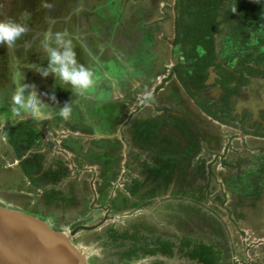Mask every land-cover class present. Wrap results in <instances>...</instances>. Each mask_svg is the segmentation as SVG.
Wrapping results in <instances>:
<instances>
[{
  "label": "rangeland",
  "instance_id": "1",
  "mask_svg": "<svg viewBox=\"0 0 264 264\" xmlns=\"http://www.w3.org/2000/svg\"><path fill=\"white\" fill-rule=\"evenodd\" d=\"M15 1L13 7L10 1L0 0V20L17 21L25 25L27 31L12 48L7 47V65L1 68L4 75L0 73L2 75L0 98L7 93L11 94L13 86L10 82V65L19 62L21 70L28 78L26 83L36 84L40 93L49 95L54 93L56 102L61 107L67 101L75 106L79 105V110L72 108L70 118L65 120L58 115L59 106L52 105L47 114L39 120L25 117L15 121H2L10 117V111L0 99V135H6L7 139L8 130L13 126L24 128V131L30 130L31 126L39 130V138L36 140L38 144L25 150L23 146L26 139H20L22 147L17 155L13 154L6 139L0 140V206L36 216L60 232L69 233L78 228L75 245L84 249L88 263L105 264L107 250L95 240L96 235L105 228H122L133 221L145 220L156 230L163 231L165 222L173 224L178 218L185 220L182 213L168 206L180 202L169 196L183 181V170L178 166L167 188H164L162 183L156 187L153 181L148 180L135 196H130L126 189L133 178L138 180L144 178L140 164L143 161L150 164L151 157L158 152L156 149L160 148L159 145L166 144L171 147L173 145L179 153L187 144L180 134L165 128L151 149L144 151L131 139L130 130L136 119L159 114L163 116L162 112L157 115L151 108L148 110L137 105L141 103L137 98L142 96L141 93L149 92L156 73L163 72L165 75L170 65L176 62L170 48H164L165 44L169 43L167 39L162 38L163 45L157 44V50L154 49L156 46L153 41L148 40L158 28L165 37L170 36L168 22L172 16V11L170 12L172 7L164 6L161 9L159 18L162 17L163 20L145 26L143 23L146 19L148 22L150 20L148 16L156 13V2L153 0H14V3ZM6 4L8 5L5 6ZM44 4L50 5V8H45ZM118 24L122 25L120 30L129 33L116 32L113 25ZM56 32L64 33L72 39L78 63L94 71L97 82L91 93L73 94L70 90L56 86L51 74L47 78H42L37 72L28 71L32 64L47 66L46 53L40 46L45 40V34L51 36ZM146 36L148 38L144 39ZM118 37H124L121 43L129 55L123 56L119 53ZM124 64L130 65L131 70ZM163 65H166V68H163ZM116 67L120 68L119 71ZM122 72L123 80L126 75L128 80L137 75L141 78L136 82L132 81L130 87L125 84L126 81L121 82ZM166 83L163 84L162 93H155L154 101L157 106L167 107L168 116H186L197 124L200 131L197 142L199 152L186 169V178H189L193 185L190 190L195 197L205 196L200 201L201 212L212 215L223 228L227 225L223 223L227 222L226 215L216 207L214 199L225 194V198L230 200L231 192L238 188L235 185L236 181L241 183L245 180V171L244 166L224 167L220 161L225 159L239 163L242 150L258 154L256 148L259 144L256 142L244 144L238 132L203 117L184 96V92L174 79ZM134 86L137 90L132 92L131 88ZM112 88L115 91L114 98L110 96ZM41 98L49 104L52 103L46 96ZM138 107L141 109L137 111ZM134 110L136 112H133ZM129 112L133 113L129 116ZM126 119L128 122L122 125ZM35 151L41 157L38 162L40 169L66 171L65 177L55 190L69 195L73 199V204L55 206L53 203H43L42 190L35 188L23 176L20 169L22 160L19 161V155L26 158ZM165 154L168 155L167 152ZM106 159L110 161L107 164L103 163ZM202 162L204 177L196 174V166ZM199 185L202 187L201 190L198 189ZM153 189L158 195L150 203H145L148 199L143 195ZM163 189H166V192L163 193ZM188 202H191V199L183 200V203ZM97 206L103 208L108 206L106 220L103 218L104 209ZM250 214L254 216L253 210ZM183 225L184 227L179 230L180 234L191 230L188 222ZM79 226L94 227L80 230ZM234 232L232 228L227 230V242L235 240ZM263 242L264 240L258 241L251 236H242L238 240L242 250L238 254L234 246L235 254L232 261L236 258L239 261H248L245 244H249L252 250L249 251L248 264H257L255 260L259 259L261 254L264 256V248L262 249L261 245ZM157 258L159 257H145L134 264H152ZM158 260L166 264H191L178 257Z\"/></svg>",
  "mask_w": 264,
  "mask_h": 264
},
{
  "label": "trees",
  "instance_id": "2",
  "mask_svg": "<svg viewBox=\"0 0 264 264\" xmlns=\"http://www.w3.org/2000/svg\"><path fill=\"white\" fill-rule=\"evenodd\" d=\"M242 1L244 0H176L181 17L175 21L176 35L173 44L182 43L183 61L190 68L193 67L192 69L195 72L189 74L186 72L187 68L181 70L180 65L173 67L172 72H177V78L183 83L185 90L191 96H194V92L189 89L190 86L201 89L207 77V69L214 66L219 75L217 82L226 91L223 98L226 106L210 110L206 104L197 98L195 101L207 116L225 125L231 119H224L223 115H229L232 109L228 100L232 92L236 93L241 85L247 84L250 77L264 76V50L260 49V44H264V4L262 6L259 4L254 5L251 8L247 5L240 7L239 4ZM234 5L238 7L236 12H229V9ZM253 32L258 33L256 41L250 38ZM225 33L230 41L229 54L225 60L222 58L216 64L215 60L218 58V53L215 48V38ZM197 47H200L203 51L200 56ZM233 59L236 60V66L231 69L226 67V62L228 63ZM259 65H262L261 71ZM179 70L180 73H178ZM244 74L249 78H246ZM232 82L234 83L233 86H231ZM229 89H233V91ZM161 124V118L145 119L142 122L135 123V136L142 142V147L147 148L156 139ZM164 124L175 126L183 137L188 140V145L176 157L167 155L163 158H155L150 164L143 161L140 165L142 174L144 173L145 177L142 180L133 179L126 189L130 196H135L139 193L141 186L148 180L153 181L156 187H159V184L162 183L164 184L163 187L167 188L178 166L179 169L183 170V181L177 185L178 189L172 191L170 196L171 199L180 202L168 206L170 209H176V211L182 213L185 220H179L178 218L173 224L167 221L163 231L156 230L144 220L133 221L121 229L105 228L95 238L96 242L100 243L104 250H107L105 264H134L145 257L156 255L166 259L178 257L191 264H229L227 238L224 230L216 218L201 212L200 201L205 196L195 197L190 190L193 185L189 178H186V169L190 165L192 154L196 152L197 134L189 127L187 120H167ZM256 135L264 137V133L259 131L256 132ZM38 138L37 134L29 135L26 138L25 146H23L24 149L36 145L35 141ZM20 144L21 141L19 143L17 137L11 141V145L17 153L22 147V144ZM260 152H264V147L260 149ZM40 158L39 155L35 157L36 165ZM256 159L258 162L254 164L257 168L251 171V175H254L253 188L248 191V195L253 200H256L260 195L261 188L258 185L264 183V155L256 157ZM238 160L239 163H234V161L223 159L221 163L224 167H235L241 165L242 160ZM109 162L106 159L103 163L107 164ZM37 166L33 167L29 162L23 165L26 177L35 188L43 189L46 204L56 203L57 205L60 192L56 191L54 187L65 177L66 171L52 169L45 173L44 178L47 181L51 180L50 183L52 184L50 188L45 190V183H41L40 179L33 177L32 170L38 169ZM196 174L204 177L203 162L196 166ZM224 180L227 182L226 179ZM240 184L236 181L235 185L238 188H234L231 192L230 202L226 205H224L227 200L225 194L216 196L214 199L218 206L223 209L225 215L235 224L240 223L245 218L243 208L247 194L244 191L246 189L242 188ZM198 189L201 190L202 187L199 185ZM164 192H166V189H163ZM145 195L147 199H152L158 193L153 189L150 194ZM186 198L191 199V202L183 203V200H187ZM60 199L61 202L67 201L73 204L72 198L62 197ZM186 222L189 223V228L193 231L189 230L185 234H180L179 230L184 227L183 224ZM171 227L172 229H170ZM200 231H205V233L201 234ZM152 264L166 263L155 261Z\"/></svg>",
  "mask_w": 264,
  "mask_h": 264
},
{
  "label": "flooded vegetation",
  "instance_id": "3",
  "mask_svg": "<svg viewBox=\"0 0 264 264\" xmlns=\"http://www.w3.org/2000/svg\"><path fill=\"white\" fill-rule=\"evenodd\" d=\"M6 1H10L11 6H13V7L16 4V1L14 3V0H6ZM7 5L8 4H6L5 6H7ZM245 5H247L251 8L254 5H258V3H255L254 1L244 0V1L240 2V4H239L240 7H244ZM259 5L262 6V4H259ZM237 9H238V7H236V10ZM173 25H174L173 37H172L171 41L169 42V45L171 46V51L173 54L172 57H175L176 62H175V64L170 65L167 74L162 78L161 82L158 83L157 86H155L152 89L151 93H152L153 97H154L155 93H158V92L162 93V91H164V86H163L164 83H166L167 81L169 82L170 79H174L175 82L180 86L182 92H184V96L188 98V101L191 103L192 106H194L198 109V111L200 112V114L203 117L212 121L213 123H216L220 126H224L228 129H231V130H234L235 132H238L239 137H240V139H243L244 144H246L247 142H249V143L256 142L259 144L258 147L256 148V150L259 151L258 154L253 153V152L248 153V151H244V150H242L240 153L241 160H242L241 166L242 167L244 166L243 168L245 171V180L241 181V186H242V188L246 189L244 191L247 194L246 199L244 201L245 206L243 208V213L245 214V218L240 223L235 224L226 215V220L228 223L223 222L224 224L225 223L227 224L226 226L223 227L225 235H227V230L230 228H232L233 231H235L234 232L235 233V237H234L235 240H233L231 242H227V250H228V256H229L228 263L229 264H234V263H236V264H248L250 258L246 262L245 261H239L237 258H236V260L232 261L231 256L233 255L232 252L235 254L234 246L236 247V253L239 254L241 252L242 249L238 245V240H239V238H242V236H247V237L251 236V237H254V239H256L258 241L264 240V183L258 185L261 188V190H260V195L256 198V200H253L252 197H250L248 195V191L251 188H253L252 183H253L254 175H251V171H252V169L255 170L257 168V166L255 165V164H257L256 162H258L256 157L264 155V152H260V149L262 147H264V137H260V136L256 135V132H258V131L261 133H264V76H256V77H250L249 78L248 76H246L244 74V76L246 78H249V82L247 84L241 85L239 87V90L236 93L232 92V94L228 98V100L230 101V105H231L232 109L230 110V114L229 115L228 114L223 115V118L224 119H230L231 118L229 123L227 125H225V124H221L220 122L212 119L211 117L207 116L200 109L199 105L196 103L195 100L197 98L199 101L206 104V106L210 110H213L215 108H221V107L226 106L225 103L223 102V98L226 95V91L222 88L221 84L219 82H217L219 80V75L217 73V70H215L214 66H210L207 69V77L204 81V86L201 89H196V88L190 86L189 89H190V91L194 92V96H191L190 93L187 90H185V88L183 87V83L181 81H179V79L177 78V72L173 73L172 68L177 66V65H180L182 67L181 70H184L187 68L186 72L189 74H191L195 71L192 69L193 67L190 68L189 66H187L188 64L183 61L182 43H177L176 45L173 44V40H174L175 35H176L175 34L176 33L175 32V21H174ZM250 38L253 41H256L258 38V33L253 32L250 35ZM228 47H230V41L228 40L226 33L222 34L220 36H217L215 38V48H216V52L218 53V58L215 60L216 64L218 62H220L222 58L225 60L226 56L229 54ZM260 49L264 50V44H260ZM6 50H7L6 46L0 45V73H1V68H3L4 66L7 65V63H6V59H7ZM197 52H198L199 56L203 54V51L200 47H197ZM235 66H236V60H234V59L228 63L226 62V67H228L230 69L235 67ZM259 67H260L259 69L261 71L262 65H259ZM178 73H180V70L178 71ZM1 74L4 75V73H1ZM1 74H0V79L2 76ZM182 74H183V71H182ZM109 80H110V77H109ZM1 82H2V79H1ZM126 83L131 87V82L127 78H126ZM233 84L234 83L232 82L231 86H233ZM131 89H132V91H134L133 88H131ZM229 90L233 91V89H229ZM149 91H150V89H149ZM228 91H227V93H228ZM231 91H230V93H231ZM111 92H112V95H111ZM114 93H115L114 89L113 88L110 89V96L113 98H114ZM10 95L7 93L4 95V97L0 98L3 100V104L7 107H9ZM137 101H139V96L137 98ZM76 102L77 101H75V103ZM71 104H72V108H74L73 110H76L77 108L79 110V105L75 106L73 103H71ZM141 104H142L141 106H143L144 109L147 108L149 110L151 108V110L153 112H162L163 116H161V115L159 116L158 113H156L158 116H154V117L147 116L146 118L134 120V122L131 125V129H130L131 134H132L131 139L134 142H137L140 150L145 151V150L151 149V146L154 144L155 140L158 138V135L165 128L172 129L176 133L180 134L183 139H185L183 137L182 133L179 132L175 126H173L172 124H169V125L164 124V122L167 120H187L189 122V127L193 130L194 133L197 134L196 135V143L198 142V138L200 136V131H199L197 124L194 123L190 118H187L186 116H180V117L172 116V115L168 116L166 113V110H167L166 106H164L161 111H158V110H156L158 107L157 105L156 106H154L153 104H147L146 105L142 102H141ZM245 104H247V105H245ZM149 105H152L153 107H150ZM136 109L138 111L141 109V107H138ZM121 111L123 112L124 110H121ZM133 112H136V111L134 110ZM133 112H129V116ZM154 118H161V122H162V124L160 125L161 127L158 130V135H157L156 139L154 141H152V143L147 148H145V146L142 147L143 146L142 142L140 141V139L138 137L135 136V123L136 122H142L145 119H154ZM17 119H20V118H17ZM2 121H6V119H3ZM127 122H128V119L123 121L122 125L126 124ZM29 129L30 130L24 131V128H17L15 126L9 128L6 143L10 147V149L12 150L14 155H17L18 153L15 151V149L11 145V141L13 140V138L17 137V139L19 140V143H20V139H23V138L26 139L29 135L37 134L39 136V130L38 129H35L33 126H31ZM53 132H55V130H53ZM61 138L66 139L67 137H61ZM185 140H186V143H187L186 146H187L188 140L187 139H185ZM159 146H160V148L156 149V150H158V152L154 156L151 157V162H153V160L155 158L166 157L165 152H167L168 155H172V156L176 157L179 154H181L183 151V150H181L179 153H177V151L173 147V145H172V147L170 145H169L170 147L166 146V144H161ZM251 150H254V149H251ZM149 151H151V150H149ZM32 152H34V151H32ZM198 152H199V145L197 143L196 152L192 154L190 162L196 156V154ZM162 154H164V156H161ZM37 156H38V153L35 151V153H32L31 155L28 154L26 158L22 157V156L19 157V161L22 160L20 169L23 173V176L27 180H28V178L26 177L25 172L23 170V165H25L27 162H29L33 167L39 165L38 163H37V165L35 163V157H37ZM221 161H220V164L222 166ZM37 167H38V169L32 170L33 177L40 179L41 183H45L44 188L46 190V189H48L47 187L50 188L52 186V184L50 183L51 180L47 181L44 178V174L47 173L49 170H52V169H47V170L43 169L42 170L39 168V166H37ZM143 175L145 177L144 173H143ZM261 175H263V174H261ZM133 179H135V178H133ZM61 180H63V178ZM61 180L55 185V187L61 182ZM37 189L42 190V192H43L42 194L44 197L43 203H45V195H44L43 189L42 188H37ZM56 191L60 192L57 205L62 204V206H64V205L70 204L67 201L61 202V199H60L62 197H66V199H69L70 198L69 195L62 193L60 190H56ZM146 194H150V192H148ZM166 195H169V194H166ZM143 197L145 199L147 198L146 195H143ZM152 199L148 198L147 202H145V203H150V201ZM229 202H230V200H226L224 205H226ZM214 203H215L216 207L218 209H220V211L222 213H224L223 209L220 206H218V204L216 202H214ZM57 205L55 203V206H57ZM107 207L103 208L102 206H97V208H100V209L103 208L104 209V213H105V216L103 217L104 220H106V218H108L109 208H107ZM252 210L254 212V216H252L250 214L252 212ZM91 227H94V226H91ZM164 227H166V222L164 224ZM113 228L118 229L115 227H113ZM119 229H121V228H119ZM261 245H263V247H262V249H263L264 248V242L261 243ZM261 245H259V246H261ZM249 246H250L249 244H245V247H246L245 250H246L247 254L249 253L250 250H252V249H250ZM251 248H253V247H251ZM253 252L254 251H251V253H253ZM156 257H159L156 259L157 261H162V260H158V259L164 258V257L159 256V255H156ZM255 261H257V264H264V256H262V254H261L260 258L255 260Z\"/></svg>",
  "mask_w": 264,
  "mask_h": 264
},
{
  "label": "clouds",
  "instance_id": "4",
  "mask_svg": "<svg viewBox=\"0 0 264 264\" xmlns=\"http://www.w3.org/2000/svg\"><path fill=\"white\" fill-rule=\"evenodd\" d=\"M254 2L264 4V0H254ZM44 7L50 8V5L44 4ZM229 11L235 13L236 5L230 8ZM26 31V26L17 21L11 19L0 20V45L12 48ZM40 47L46 53L47 66L32 64L28 71H35L42 78H47L51 74L56 86L64 90H70L76 95L93 91L97 77L91 68L78 63L71 38L60 32H56L51 36L45 34V40ZM10 70V82L13 88L9 100V119L31 117L33 120H39L47 114L52 105L59 106L58 115L60 117L65 120L70 118L72 113L71 103L66 101L61 107L56 102L54 93L51 95L40 93L36 84L26 83V74L21 70L19 62L11 64ZM42 96H46L47 100L52 103L45 102L41 98ZM141 102L146 105L154 104L152 93L150 91L143 93ZM5 139L6 135H0V140Z\"/></svg>",
  "mask_w": 264,
  "mask_h": 264
},
{
  "label": "water",
  "instance_id": "5",
  "mask_svg": "<svg viewBox=\"0 0 264 264\" xmlns=\"http://www.w3.org/2000/svg\"><path fill=\"white\" fill-rule=\"evenodd\" d=\"M77 231L60 232L36 216L0 206V264H89L75 245Z\"/></svg>",
  "mask_w": 264,
  "mask_h": 264
},
{
  "label": "crops",
  "instance_id": "6",
  "mask_svg": "<svg viewBox=\"0 0 264 264\" xmlns=\"http://www.w3.org/2000/svg\"><path fill=\"white\" fill-rule=\"evenodd\" d=\"M154 2H156V13H153L150 17L148 16V18H150V20H149V22L147 21V19H146V21L143 23V25H145V26H148V25H153V24H155V23H157L158 21H161V20H163V18L162 17H160L159 18V16L161 15V9L164 7V6H166V7H168V8H171V10H170V12L172 11V16H170L169 17V22L168 23H170V36H168V37H165L163 34H162V31L161 30H159V28H158V30H156V31H154L153 32V34L154 35H152V36H150V38H148V36H146L144 39H146V38H148V40H150V41H153V43H154V46H156V47H154V49H156L157 50V44L158 45H163V40H162V38H165V39H167L168 40V42H170L171 41V39H172V37H173V30H174V21H176L178 18H180L181 17V13H180V8H179V6H177L176 5V0H153ZM173 10H174V12H173ZM148 22V23H147ZM161 23V22H160ZM115 28H116V32H119V33H121V31L122 30H120V28H122V25H113ZM122 32H128L129 33V31H122ZM121 39H124V37H118V43H117V45H118V50H120L119 51V53L120 54H122L123 56H126V54H128L127 53V50L125 49V48H123V43H121ZM131 39V38H130ZM129 39V42H131V40ZM114 43V42H113ZM116 43V42H115ZM128 45H130V44H128ZM166 46L164 47L165 49L166 48H170V51H171V46L169 45V43H167V44H165ZM125 46H126V43H125ZM149 52H151V50L149 51ZM130 54V53H129ZM128 54V55H129ZM166 55H167V53H166ZM130 64V63H129ZM126 67L128 66V67H130V65H128V64H124ZM132 66V65H131ZM166 67V65H163L162 67L163 68H165ZM143 67H145V66H143ZM119 69L120 68H118V67H116V70L117 71H119ZM141 69H143V68H141ZM140 68H139V70H141ZM126 70H128V69H126ZM129 70H131V67L129 68ZM143 70H145V68L143 69ZM168 72V71H167ZM167 72H166V74H167ZM141 73V72H140ZM133 75H135L134 73H132ZM131 74V75H132ZM157 75H156V77H155V81H154V83H152L151 85H150V92L152 91V89L155 87V86H157V84L158 83H160L161 82V80H162V78L166 75H163L164 73L163 72H160V73H156ZM140 75H137V76H135V77H130V82L132 83V81L133 82H136L139 78H141V77H139ZM126 77L128 78V76L126 75L125 77H124V80H123V72H122V77H120L121 78V82L123 81V82H125L126 81ZM117 78V77H116ZM120 78H117V79H120ZM26 80H28V78H26ZM114 80V79H113ZM125 84H127L126 82H125ZM128 86V85H127ZM134 91H136L137 90V88H136V86H134ZM148 89H149V87H148ZM133 92V91H132ZM146 92V91H145ZM144 92V93H145ZM120 93V92H119ZM123 94H125V92H123ZM142 94V96H143V93H141ZM142 96L140 95L139 96V101L141 102L142 101ZM137 105H142L141 103L140 104H137ZM154 106H156V103H154L153 104ZM150 107H153L152 105H149ZM163 105H161V106H158L157 107V109L156 110H158V111H161L162 109H163ZM153 113H159V112H153ZM160 115V114H159ZM152 117H154V116H152Z\"/></svg>",
  "mask_w": 264,
  "mask_h": 264
},
{
  "label": "built area",
  "instance_id": "7",
  "mask_svg": "<svg viewBox=\"0 0 264 264\" xmlns=\"http://www.w3.org/2000/svg\"><path fill=\"white\" fill-rule=\"evenodd\" d=\"M232 254H234V253L232 252ZM233 256H234V255L231 256L232 259H233ZM247 258H248V259L250 258L249 253L247 254Z\"/></svg>",
  "mask_w": 264,
  "mask_h": 264
},
{
  "label": "bare ground",
  "instance_id": "8",
  "mask_svg": "<svg viewBox=\"0 0 264 264\" xmlns=\"http://www.w3.org/2000/svg\"><path fill=\"white\" fill-rule=\"evenodd\" d=\"M6 120H8V119H6Z\"/></svg>",
  "mask_w": 264,
  "mask_h": 264
}]
</instances>
